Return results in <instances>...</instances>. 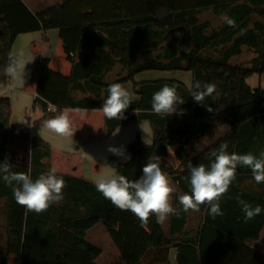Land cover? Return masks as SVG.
Here are the masks:
<instances>
[{
	"label": "trees",
	"instance_id": "1",
	"mask_svg": "<svg viewBox=\"0 0 264 264\" xmlns=\"http://www.w3.org/2000/svg\"><path fill=\"white\" fill-rule=\"evenodd\" d=\"M207 12L227 15L236 26L223 21L215 29L199 19ZM50 30L58 31L71 71L63 76L48 68V60H40L33 109L42 117L33 125L61 110L102 111L110 84L131 83L138 101L125 110V119L104 116L101 138L130 122L148 121L153 142L145 145L137 137L128 145L130 159L122 165V175L133 181L142 176L150 159L159 163L173 186L174 208H181L179 195L190 194L189 163L209 166V154L224 143L229 154L259 157L264 151V97L258 87L246 83L264 74V0H64L37 14L20 0H0V91L9 85L12 74L5 69L10 57L16 60L11 47L17 36ZM243 49L253 58L231 64ZM78 54L82 58L76 61ZM116 68L115 77L109 79ZM147 71L190 72L191 85L213 83L216 92L201 105L179 81H134ZM165 85L174 87L184 103L171 116L161 117L153 113L151 99ZM49 105L56 112H49ZM11 113L9 98H0V164L7 162L11 171L28 174L34 181L52 170V148L31 137L29 163L14 162L9 145ZM171 145L178 146L176 169L163 162ZM56 174L64 181L63 200L40 214L26 213L16 203L12 187L0 179L4 216L0 264H7L9 256L18 257L20 264H97L102 252L86 236L99 224L124 264H171L172 249L175 264H264L247 246L264 228V183L257 184L248 168L237 167L236 179L219 202L222 216L213 219L208 206L201 205L199 211L171 215L165 226L154 215L142 226L130 211L105 199L94 182ZM237 196L253 207L259 205L261 214L246 222Z\"/></svg>",
	"mask_w": 264,
	"mask_h": 264
},
{
	"label": "clouds",
	"instance_id": "2",
	"mask_svg": "<svg viewBox=\"0 0 264 264\" xmlns=\"http://www.w3.org/2000/svg\"><path fill=\"white\" fill-rule=\"evenodd\" d=\"M222 20L230 27L236 26L235 20L227 15H224ZM19 67L21 65L10 57L5 72L13 74ZM24 68L25 65L23 73ZM214 92L216 85L213 83L196 81L190 86V96L201 105H204L205 98L212 96ZM131 103L130 92L119 83H112L107 88V98L103 100L101 110L109 120L125 119V110ZM183 103L184 100L177 95L176 89L165 85L153 94L151 109L153 113L167 117L177 111L178 104ZM52 110L56 111L55 107ZM207 110L211 112L212 108L209 106ZM44 128L65 138L73 137L74 134L66 110H61L58 115L46 120ZM227 148L228 145L224 143L218 149H214L209 154L211 163L207 167L203 164L195 166L188 164L190 194L178 196L180 209L174 208L171 203L174 189L168 177L162 172L159 163L151 159L143 167L140 178L130 181L124 175L102 176L94 181L95 187L117 209L134 214L142 226L146 225L153 215L157 223H164L171 215L179 216L181 210L199 211L201 205H207L208 215L215 219L223 215L219 202L236 179L238 166L250 169L257 184L264 183V151L257 157L252 153L229 154ZM109 151L119 156L124 155L117 148L110 147ZM0 179L12 187L16 203L22 206L26 213H43L51 205L59 204L63 200L64 181L57 176L54 169L41 174L33 181L28 174L11 171V165L5 162L0 164ZM236 200L241 206L246 222L261 214L262 209L259 205L253 207L239 196Z\"/></svg>",
	"mask_w": 264,
	"mask_h": 264
},
{
	"label": "crops",
	"instance_id": "3",
	"mask_svg": "<svg viewBox=\"0 0 264 264\" xmlns=\"http://www.w3.org/2000/svg\"><path fill=\"white\" fill-rule=\"evenodd\" d=\"M20 1L26 7L28 4L34 3L35 11H33L32 14H37L64 0L51 3L50 5H45L50 0ZM243 51H245V49L242 50V53ZM11 54L21 67L17 68L16 72L11 75L9 86H15L14 90L18 92L20 97L24 100L22 107L24 111L23 114L19 118H11L10 124V156L14 162L22 164L29 163V159L28 161H22V159L25 158L26 155L28 158L30 157V138L37 137L52 148L49 161L52 170L54 169L55 172L59 174L94 182L97 178L102 176L122 175V165L129 160L125 157H130L127 147L131 142L135 141L137 137L145 145L152 144L153 136L148 121L130 122L126 126L117 128L109 138H101L104 131V115L100 110H66L71 120V127L74 132L73 137L65 138L51 133L44 128V123L39 126H34L33 123L42 117L40 110L33 109L36 77L40 60L42 58L48 60V68L63 76H68L70 74L71 64L66 61V57L63 53L62 41L59 39L57 30H50L45 33L37 31L17 36L11 47ZM81 58V54H78L75 60L79 61ZM252 58L253 55L249 57L248 61ZM24 65L25 68L23 73ZM117 71V68L114 69L108 77L112 75V73H114L115 77ZM164 73L175 74L173 77L168 78L165 77L166 75ZM156 80H176L183 83L187 89H190L192 78L190 72L156 71L143 72L134 77L136 83ZM251 80H253V85L250 84ZM246 83L252 89L258 87L260 95L264 97V74L261 76L254 75L247 79ZM121 86L130 92L133 102L138 101V98L132 93L131 83L122 84ZM9 100L11 102V108L14 111V104L11 97ZM27 110H30V118L28 119L26 117ZM110 147L120 149L124 155L119 156L114 154L109 151ZM177 147V145L168 146L167 158L171 156L172 148L173 156L175 157ZM14 158H18V160ZM175 160V163L172 162L169 164L174 169L178 168L180 165L176 157ZM166 221L162 223L164 226ZM87 236L86 241L98 247L94 244L93 240L91 241L93 243L89 242ZM247 246L259 254L264 261V228L260 233L259 239L247 243ZM170 262L171 264H175V251L173 249L171 250ZM7 264H20V259L18 257L9 256L7 257Z\"/></svg>",
	"mask_w": 264,
	"mask_h": 264
},
{
	"label": "rangeland",
	"instance_id": "4",
	"mask_svg": "<svg viewBox=\"0 0 264 264\" xmlns=\"http://www.w3.org/2000/svg\"><path fill=\"white\" fill-rule=\"evenodd\" d=\"M60 1H63V0H52V2L50 0L45 5H50L51 3H57ZM27 7L31 13L35 11L34 3L28 4ZM199 19L201 21H208L211 24V26L215 29L223 23L222 17H215L210 12L202 13ZM251 56H252V53L250 51L245 50L240 56L232 58L231 64L238 65V64L248 63V59ZM164 74L166 75L165 77L171 78L174 76L175 73H164ZM113 78H114V73H112V75L109 76V79H113ZM253 80L250 81L251 85H253ZM9 85H10V81H9ZM9 85L4 90L0 91V98L7 97L10 99L11 97L13 104H14V111L11 108V112H12L11 118L16 119V117L19 118L24 112L22 110L24 100L23 98L20 97L19 93L14 90L15 86L13 87V85L12 86H9ZM29 116H30V110H27L26 112L27 119L30 118ZM14 159L18 160V158H14ZM28 159L29 158L26 155V157L23 158L22 161H28ZM163 162L164 164H168V165L171 164L172 162L174 163L176 162L175 157L173 156V148L171 149V156L165 159ZM3 218L4 216L0 214V241H2L3 234H4V219ZM87 237H88L89 242L93 240L94 244H96L102 252L100 258L97 260V264H124L122 258L116 251L108 234L106 233L105 229L103 228L101 224L95 226L92 230H90Z\"/></svg>",
	"mask_w": 264,
	"mask_h": 264
},
{
	"label": "built area",
	"instance_id": "5",
	"mask_svg": "<svg viewBox=\"0 0 264 264\" xmlns=\"http://www.w3.org/2000/svg\"><path fill=\"white\" fill-rule=\"evenodd\" d=\"M53 108H54L53 106L49 105V107H48L47 110H48L49 112H56V111H53V110H52ZM55 109H56V108H55Z\"/></svg>",
	"mask_w": 264,
	"mask_h": 264
}]
</instances>
